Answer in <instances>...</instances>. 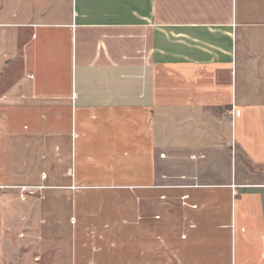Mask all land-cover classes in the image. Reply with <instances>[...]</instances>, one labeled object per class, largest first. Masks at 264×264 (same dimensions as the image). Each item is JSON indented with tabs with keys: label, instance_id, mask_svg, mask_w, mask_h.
I'll use <instances>...</instances> for the list:
<instances>
[{
	"label": "crops",
	"instance_id": "0c3cea01",
	"mask_svg": "<svg viewBox=\"0 0 264 264\" xmlns=\"http://www.w3.org/2000/svg\"><path fill=\"white\" fill-rule=\"evenodd\" d=\"M0 182L70 264H264V0H0Z\"/></svg>",
	"mask_w": 264,
	"mask_h": 264
},
{
	"label": "rangeland",
	"instance_id": "374dc122",
	"mask_svg": "<svg viewBox=\"0 0 264 264\" xmlns=\"http://www.w3.org/2000/svg\"><path fill=\"white\" fill-rule=\"evenodd\" d=\"M40 198L47 208L49 193L43 187L26 195L18 188L0 189V264H70V240L60 233L65 223L44 222L42 208L30 206Z\"/></svg>",
	"mask_w": 264,
	"mask_h": 264
},
{
	"label": "built area",
	"instance_id": "2783aa9c",
	"mask_svg": "<svg viewBox=\"0 0 264 264\" xmlns=\"http://www.w3.org/2000/svg\"><path fill=\"white\" fill-rule=\"evenodd\" d=\"M44 185H32V184H11V183H4L0 182V189L5 188H18L21 191L22 195H26L27 191H33L34 188H41Z\"/></svg>",
	"mask_w": 264,
	"mask_h": 264
}]
</instances>
